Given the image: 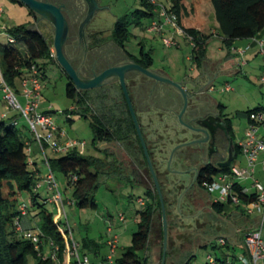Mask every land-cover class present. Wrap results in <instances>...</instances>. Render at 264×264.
<instances>
[{
  "label": "trees",
  "instance_id": "1",
  "mask_svg": "<svg viewBox=\"0 0 264 264\" xmlns=\"http://www.w3.org/2000/svg\"><path fill=\"white\" fill-rule=\"evenodd\" d=\"M139 1L144 9H137L136 11L126 13L119 18L115 23L111 35L112 40L125 51V42L129 41L131 37L128 25H140L143 19L152 18L154 13L153 11L155 7L148 0ZM185 1L186 0H170V6L178 17L179 25L188 34L193 35L196 46L192 48V59L197 68H201L206 61L207 46L213 35L208 36L198 29L191 27L185 28L182 25L181 12L183 9L187 11L184 4ZM211 1L215 10L219 34L223 37V41L230 51L237 40L253 39L264 32V0ZM18 2L22 4L20 1ZM30 13L34 15V12L31 10ZM11 35L17 39V44L12 45L0 42V55L2 56L1 67L7 84L14 89H17V82L19 81L21 68L28 67L34 62L38 64L41 74H44L45 76L43 70L44 67L40 65V61L44 62L49 60L54 62L56 58L52 56V49H54L53 40L44 36L42 33L35 31L26 25H20L12 30ZM96 40L98 41V39ZM96 40L95 42L98 43ZM126 53L134 62L144 68L150 69L153 66L151 52H146L144 46H141L140 48L139 57H134L127 51ZM233 55L230 54V56ZM63 72L66 74L64 70ZM44 76L42 75V78H44ZM67 77L69 83L66 86V94L70 99H73L76 102V108H72V110H75L84 118H90V126L94 133L93 145L98 150H101L97 147L99 143L108 144L117 142L121 144L123 149H125V151L127 150V154L129 155L134 168L132 167L129 172L125 166L124 159L120 160L117 153H110L107 149H103L101 150L103 152V157L85 155L80 154L78 151H73L67 154H60L61 156L59 157L50 158L49 161L52 170L54 173H61L66 178L69 188L73 190L72 199H74L75 204L81 208L97 207L96 192L99 189L101 178L106 175L114 174L120 178L126 179L132 186L137 185L142 187L145 190L146 198H143L145 200L144 206H141V210L135 214V221L138 224V230L132 236L131 245L121 253L119 252L115 257L114 264H150L148 249L152 239L160 240V262L158 264H161L164 245V225L161 201L124 92L122 95L116 96L115 92L117 84L115 85L113 83L104 89L78 90L70 77L68 75ZM128 89L134 108L137 110L129 86ZM109 97L115 99L113 106L109 103ZM262 108L264 107L248 110L246 112L247 117L249 113ZM157 112L155 114L159 116L160 111ZM45 114L48 113L45 112ZM6 119H9L8 124L5 122ZM138 120L140 123L141 121L139 117ZM158 124L156 130H161L163 133L167 132L166 128L168 123L164 118H158ZM140 125L161 186L166 206L168 220V247L165 264H190L191 256H189V254H191L193 246L184 250L177 248L178 245H174L172 222L181 220L180 216H182V211L179 205L181 206L182 203V205H184L183 209L187 212V217L193 218L190 213L195 212L197 200H199V198L203 200L205 197L204 192L207 191L205 183L211 182L214 177L220 173L231 172V166L225 168L205 167L199 175L197 187L191 191L192 196L196 197V201L190 203L182 198L184 189L182 185L179 186V183L175 182L172 188L169 186V179L166 176L167 171H165L170 149L167 138L166 140L163 139L165 136L162 133L160 134L161 138L159 137L160 140H151L148 138L145 129L150 125L153 127L155 126L151 123L150 125L146 124V128L144 124L140 123ZM22 136L23 134L17 126L13 125L12 118L1 117L0 264H28V255H33L37 260V264H47V262H44L41 259L38 251L35 250L33 243L21 238L13 229L14 219L20 214L19 207L15 208L17 195L20 192H28L30 194L33 208L30 209L28 206L29 216L33 219L39 220L37 226H39L47 239L55 241L62 249H64L70 245L69 233L67 229H62L59 222L53 218V214L45 209L44 205L48 202L47 198L44 199V204H41L38 201L41 198V195L33 191L36 184L39 182V171L30 169L27 141L23 139ZM149 140L154 143L153 147L149 145ZM137 143L140 155H137ZM151 148H155V150H151ZM155 151L161 154L159 159H156L154 156ZM240 152H242V150L239 144L235 143L234 160ZM140 158L143 161L142 166ZM137 166H140L141 168L143 167L147 170V178L150 185L147 184L146 179L143 178ZM137 171L142 178L139 181H137ZM72 176H76L77 178L73 184L71 182ZM235 188L239 193L240 199L244 202L254 201L257 198V194L254 192H251L249 195L242 194L243 186L240 184H236ZM4 189L8 190L7 195H5ZM207 205L210 206V210L213 214L217 215L216 219L222 221L224 225L223 227L221 226L223 229V236L219 238V240H225V245H221L222 248L230 252L231 249L240 247L241 256L250 259V253L245 243V233L249 228H247L244 221H250V219L253 218L254 221H251L256 223V219V224H258L257 217L246 215L240 206L235 207L230 202H215L213 200L210 203L208 202ZM229 206H233V209L235 210L232 214H228L225 211ZM198 213L195 215H198ZM26 220L27 218L24 220V226L27 228H33L26 224ZM179 224L180 223L178 222L174 233L176 234L178 231L179 233L186 234V237L189 239L190 233H185L181 229L185 225L183 224L181 227ZM191 226L192 225H189L188 227ZM200 231L203 232V230H197L196 228L197 233ZM196 232L193 233L197 235ZM82 245H84L85 248L91 246L93 252H95V246H100L88 241H84L81 245L79 244L81 247ZM79 251L81 255H85V252H81L80 247ZM141 252H145V254H141ZM228 252H223L222 258H216L220 264L233 263ZM232 257L235 259L238 258H236V256ZM240 257L238 258L239 260Z\"/></svg>",
  "mask_w": 264,
  "mask_h": 264
},
{
  "label": "rangeland",
  "instance_id": "2",
  "mask_svg": "<svg viewBox=\"0 0 264 264\" xmlns=\"http://www.w3.org/2000/svg\"><path fill=\"white\" fill-rule=\"evenodd\" d=\"M164 3L169 5V2L163 0ZM61 2V1H58ZM65 2V1H64ZM96 11L86 18H82L78 22L68 21L67 34L64 42V50L66 54L71 55V49L79 39H84L87 36L86 30L94 35V37H104L110 40L114 30L116 21L124 16L126 13L136 11L137 9H144L139 0H95ZM63 3V2H62ZM60 3V4H62ZM83 5L81 7H89L86 0H82ZM187 11L182 10L181 22L185 28H195L202 33L213 37L209 41L206 52V62L203 64L206 67L205 78L200 83L197 89L206 87L207 96L216 103H221L223 108L222 112L224 116L230 118L233 124L234 140L239 144L242 137L245 135L246 129L249 126V119L246 112L249 109H254L264 106V82L261 81V76L264 72V62L262 57L258 54V58L255 61L248 60L246 63H241V58L234 56L227 45L223 41V37L219 34L218 24L216 20L215 10L211 0H186L184 2ZM0 6L4 10L2 25L4 27L3 33L0 35L1 43H8L7 34H12V30L20 25H26L35 31L42 33L44 36L54 39V28L48 29L47 25L38 19L40 14L34 12V15L30 13V9L26 5L20 4L16 0H0ZM64 7H70L65 6ZM151 18L143 19L140 25L129 24L128 29L131 33L129 41L125 42L127 49L134 53H138L141 46H144L146 52H151V56L154 58L152 66L153 71L165 70L169 73L170 78L174 82H178L177 73L181 74V77H187L190 85L192 78H197L199 71L192 59V46L191 41L180 32L179 28L173 26L166 27L162 33H151L146 30ZM86 29V30H85ZM164 39H172L176 42V45L167 47L164 43ZM247 40H240L238 44L244 46ZM254 44V43H253ZM249 53V51H248ZM232 54L233 56H230ZM102 55V54H100ZM1 66L2 56L0 55ZM40 65L44 67V76L42 78L43 83V95L41 103L38 109L39 113L47 112L52 116L53 121L61 128L65 129L68 135L72 138L85 141L86 145L78 149L80 154L103 157L101 150L107 149L108 152H114L119 155L120 160L124 159V163L128 171L130 172L134 165L132 164L127 150L123 149V146L117 142L113 143H99L98 150L93 145L94 133L90 126V118H84L78 114L72 108H76V102L70 99L66 94V86L69 83L67 75L63 72L57 61H40ZM210 82V84H209ZM18 87L14 89L20 103L25 106L26 100L24 93L21 90L20 81L17 82ZM163 84V83H162ZM164 85H168L164 83ZM132 86L136 89H132L131 93L135 99V106L137 116L140 119V123L152 124L157 127L158 117L155 114V108L152 105H147V96L143 95V100L137 101V84ZM171 86V85H169ZM230 86L231 91H225V87ZM147 85H145V88ZM172 87V86H171ZM212 88V89H211ZM190 90V89H189ZM123 89L120 82L116 86L115 95H122ZM115 99L109 97V103L113 106ZM6 103L3 99V91L0 84V116L4 112ZM149 108V109H148ZM8 112V111H6ZM8 118H17V128L22 130L23 139H31L30 147L37 149V157L35 160L38 163V168L41 172L39 182L42 184L41 188L35 193H39L41 198L39 203L44 204V199L47 197H53V192L46 188L44 179L48 174V168L44 162V155L39 150L38 144L34 140L33 133L29 130L27 120L21 116L19 109L11 110ZM1 120V117H0ZM149 121V122H148ZM5 122L8 124L9 119ZM162 123V122H161ZM144 128V129H145ZM168 131V127L166 128ZM146 130V129H145ZM41 134L43 131L39 128ZM166 138L168 140V134ZM156 140H160V136L157 135ZM160 137V138H159ZM150 141V140H149ZM169 141V140H168ZM150 146H154L153 142H148ZM169 146V145H168ZM155 150V148H151ZM137 155L139 154V148L137 143ZM46 154L49 158H55L61 156L55 154L50 148H47ZM140 155V154H139ZM32 155L28 157L30 162V169L33 170L31 164ZM33 158V159H34ZM141 159V158H140ZM128 165V166H127ZM233 165H238L240 168L246 167V161L244 155L240 152ZM169 171L168 179L172 183L177 179H184L185 174L170 173L171 169L167 167ZM164 171V168H163ZM166 171V169H165ZM59 190L61 191L63 198H73V190L69 188L66 178L59 172H55ZM39 176V174H38ZM169 181V186L171 182ZM5 195L8 194V190L4 189ZM205 197L199 198L196 202L195 212L190 213L193 218L187 217V212L183 209L182 203L181 213L179 221L172 222L173 230L176 231L178 222L185 233H190V237H186V234L179 233L174 235V245H178L179 249H189L192 246L190 257V264H207L209 255L215 258H222L225 250L220 244L219 238L223 236V223L216 219L217 215L213 214L208 206V201H213L217 198L216 193L204 192ZM146 198L145 190L137 185L132 186L126 179L120 178L117 175L110 174L101 178L100 186L96 192L97 207L96 208H81L78 205L65 206V212L68 217V222L72 226L75 240L81 245L84 241L92 242L102 246L103 250H107L109 253V247L105 244L111 234L108 233V228L113 229V233L119 235V250L116 252V256L124 251L131 245L132 236L138 230V224L135 221V214L141 210V206L138 203V199ZM15 200V208H18L22 202H25L30 209H32V199L28 192H20ZM45 209L53 214V218L59 222L62 229H66L67 220L62 206L59 202L50 203L47 202L44 205ZM209 210V211H208ZM179 211V210H178ZM199 212V213H198ZM124 213L125 221L120 220V214ZM198 215H195L197 214ZM202 213V214H201ZM197 216V217H195ZM195 217V218H194ZM33 220V219H32ZM37 225L38 219L33 220ZM36 225H34L36 227ZM192 225L191 227H188ZM220 226V227H219ZM197 230H203V232H196ZM193 232H196L195 235ZM192 234V235H191ZM191 239V240H190ZM160 240L152 239V242L148 249V255L150 257V264H158L160 262ZM81 252H85L90 258H95L96 255L92 251V247L87 248L80 246ZM145 254V252H141ZM230 258L233 260L231 264H242L238 258L241 256V248L235 247L228 252ZM188 256V257H189ZM232 256H236L237 259ZM28 264H37V260L33 255H28ZM152 261V263H151Z\"/></svg>",
  "mask_w": 264,
  "mask_h": 264
},
{
  "label": "built area",
  "instance_id": "3",
  "mask_svg": "<svg viewBox=\"0 0 264 264\" xmlns=\"http://www.w3.org/2000/svg\"><path fill=\"white\" fill-rule=\"evenodd\" d=\"M155 8L149 25L146 30L151 33H162L166 27L173 26L179 28L180 32L184 34L190 41L191 46H196L193 35L188 34L178 23V17L170 6L169 2L165 4L163 0H148ZM4 10L0 6V35L6 33L2 25ZM8 44L16 45L17 39L10 33L7 34ZM257 46V53L262 57L264 62V32L253 38ZM167 47L176 45L172 39H164ZM250 46H233L231 53L234 56L241 58V63H246V58ZM52 56L55 57V50L52 49ZM19 77L21 90L24 93L26 105L23 106L13 87L7 84L2 67L0 65V84L3 91V99L6 103V109L21 111V116L27 120L28 128L34 135V140L38 144L39 150L44 155V162L48 168V174L44 179L46 188L52 191L53 197H47L50 203L59 202L67 220V231L69 233L70 245L62 249L59 244L51 239H47L39 226L27 228L24 226L25 218L29 216V207L25 202L19 206L20 214L14 219L13 229L23 239L29 240L33 243L35 250L38 251L41 259L47 264H114L116 252L119 249V235L113 233L111 227L108 228V233L111 236L107 240L109 247L108 255L100 262H92L89 256L81 255L79 251V243L75 240L72 226L68 222V217L65 212V206L74 205L75 200L71 198L64 199L59 190L57 178L51 168L49 157L46 154L47 148H50L55 154H67L69 152L78 151L86 145L85 141L77 138H72L68 135L65 129L59 127L52 119L50 114L39 113L38 109L43 95V83L41 70L37 63L32 62L28 67L20 69ZM261 81L264 82V72L261 76ZM231 90L230 86L225 87V91ZM2 118H8L9 115L5 111L1 114ZM249 126L245 132L243 139H241L239 146L244 155L247 167L240 168L237 165L231 166V172L220 173L214 179L205 183L207 191L211 194L216 193L218 196L213 199L215 202H230L233 206H240L246 215L256 216L258 219L257 226L245 233V243L250 253V259L241 256L240 260L243 264H264V184L254 178L257 164L261 163L262 171L264 173V108L249 113ZM13 125H18V119L12 118ZM39 128L43 131L40 133ZM27 153L32 154L30 143H27ZM32 164V163H31ZM72 184L77 180L76 176H72ZM252 181L251 187L242 185L243 182ZM243 186L242 194L249 195L251 190L257 194L254 201L244 202L240 199L235 185ZM42 184L38 182L35 186L36 190L41 188ZM138 203L144 206L145 200L140 197ZM30 217V216H29ZM120 220L125 221L124 213L120 214ZM220 244L225 245V240L220 239ZM63 257V258H62ZM70 258L71 261H65L64 258ZM207 264H220L218 260L209 255Z\"/></svg>",
  "mask_w": 264,
  "mask_h": 264
},
{
  "label": "flooded vegetation",
  "instance_id": "4",
  "mask_svg": "<svg viewBox=\"0 0 264 264\" xmlns=\"http://www.w3.org/2000/svg\"><path fill=\"white\" fill-rule=\"evenodd\" d=\"M41 1L57 4L61 6L62 9L64 5L70 6L75 13H78L81 9V5H83L82 0ZM86 1L89 6L87 7L89 9L88 14L91 15L96 11V2L94 3L95 0ZM114 65L116 64L113 63L110 65L104 59L98 58L92 65H89L87 69L91 71L92 77H94L96 74H100ZM134 71L137 72L136 70ZM111 78L114 80L117 77L113 76ZM138 85L140 88L145 87L143 82H139ZM108 86L109 84H106L101 88H94V90L104 89ZM163 87L162 101L164 105L162 106V111L159 112V116L156 115V117L164 118L168 123L167 134L169 135L168 145L170 149L166 163V176H169L167 164L170 155L173 150L176 149L174 151L170 173L178 175L176 171L179 170L185 172V175L184 179H177L173 181V183L172 180L169 181L171 182V186H173L175 182H178L179 186L182 185L184 187L182 198L192 203L196 201V197L192 196L191 191L197 187L199 175L205 167L225 168L221 167V165L227 161L231 148L233 151V160L230 166L233 165L235 154L233 125L229 117L224 116L222 111L216 109L212 100L207 96L206 91L198 92L196 90V94L189 99L188 107L182 114L185 103L181 94L174 89L168 88L169 86L167 85L163 84ZM154 90H156V95L159 97L160 89L155 88ZM205 125L210 127L209 131L206 129ZM141 179L137 171V181Z\"/></svg>",
  "mask_w": 264,
  "mask_h": 264
},
{
  "label": "crops",
  "instance_id": "5",
  "mask_svg": "<svg viewBox=\"0 0 264 264\" xmlns=\"http://www.w3.org/2000/svg\"><path fill=\"white\" fill-rule=\"evenodd\" d=\"M63 11H64V14H65L67 23H68V21L78 22L82 18H86L87 14L89 13V9L87 7H81V9H80V11L78 13H75L73 11V9L70 8V7H64ZM88 16H89V14H88ZM38 19H41L45 23V25H47L48 29L54 28V22H53V19H52V17L50 15H44V14L42 15V14H40V17ZM86 33H87L86 38L79 39L77 42H75V45L71 49V55L66 54L67 57L70 59V61L75 66V68L79 71L81 76L83 78H85V79H88V78L92 77V73H91V71H89L87 69V67L89 65H92V63L98 58L99 59L100 58L104 59L110 65L113 64V63H115L116 65L117 64L119 65V63L121 64V63H126V62H132L133 61V59H131V57L128 56L126 51L130 55H132L134 57L135 56L139 57V55H140V50H139V52L137 54L132 52L131 50L127 49V47H126V51L123 50L121 47H119L112 40V38H110V40H108V39H105L104 37H98V38L97 37H93L94 35L92 33L88 32L87 30H86ZM96 39H98V41ZM95 40L98 43H96ZM239 41L240 40H237L234 43V46L235 45L236 46H241L242 44H238ZM243 45H244V47L248 46V45L250 46V50H249V53L247 55V59L255 61L258 58L257 57L258 53H257V46H256V43L254 42V40L253 39H249ZM100 54H102V55H100ZM153 63H154V58H153ZM150 69H152V67ZM198 71H199L198 77L197 78H192V80H191V82L193 83V86L190 85L189 81H187L188 80L187 77H185V78L181 77V74H179V73L176 74V75H178V80H176V81H178L179 83L186 84V88L190 89L191 91H196V90L198 92L199 91H206L207 85H204L202 88L197 89V87L200 86V83L203 80V78L206 77L205 76L206 73H204L206 71V67H204L202 65L201 68H198ZM154 72L156 74H158V75L170 78L169 73L165 72V70H161V69L159 70L158 69V70H155ZM126 78H127L128 86L130 87L131 91L134 88L132 86V84H134L136 82H137V85H138L139 82H143L145 85H147L146 88L145 87L144 88H140L139 85L137 86V101L140 100V99L143 100V98H144L143 95L145 94L147 96L146 104L148 106L152 105L156 109L155 113L157 111H161L162 110V106L164 105V103L162 101V98H163L162 89H164V87H163L164 83L163 82H160L158 80L150 78V77L144 75L143 73H141L139 71L135 72L134 70L128 71ZM118 83H119V79L118 78L113 80V84L116 85ZM209 84H210V82H209ZM167 86H169V85H167ZM155 88L156 89H160L159 97L156 95V92H155L156 90H154ZM168 88L176 90L175 88H173L171 86H169ZM231 90H232V88H231ZM231 90H229V91H231ZM132 97H133V100H134V103H135V99H134L133 94H132ZM212 102H213L214 106L216 107V109H218L219 111H222V104L221 103L218 104L215 101H212ZM262 107H264V106H262ZM4 110L7 111L6 107H5ZM10 111L11 110H9L7 112L8 115H9V113H12ZM20 131H22V130H20ZM162 133L163 132L161 130H156V127H153L151 125L146 128V134H147L148 138H150L151 140L157 138L156 136L157 135L160 136V134H162ZM163 134L165 136V137H163V139L166 140V133H163ZM243 137H242V139H243ZM26 141H27V143L31 144V139H27ZM37 149L33 148V150H32V154L31 155L33 156V158H34V156H35V158L37 157ZM154 156L156 157V159H159L161 154L159 152L155 151L154 152ZM33 158L31 159V163H32L33 169L39 171V177H40L41 172H40V170L38 168V163L35 160V158L34 159ZM244 159H245V157H244ZM140 161H141L140 163H141V166H142L143 165V163H142L143 161L141 159H140ZM245 161H246V159H245ZM246 167H247V162H246ZM246 167H243V168H246ZM137 168L139 169V171L142 174L143 178L146 179L147 184L150 185V182H149V180L147 178V175H148L147 170L145 168H143V167L141 168L140 166H137ZM161 170H162V168H161ZM254 178L260 180L264 184V173L262 171V165H261L260 161H259V163L256 166V171H255V174H254ZM251 184H252L251 180H248V181L242 183V185L248 186V187H251ZM251 191L253 192V190H251ZM208 202L210 203L211 201H208ZM225 211L228 214H232L235 210L233 209V206H229V207L226 208ZM32 219L33 218L31 216L28 217L27 220H26V224L28 226L30 225V227H35L34 225H36V224H34L33 220H36V219H33V220ZM221 219H223V218H221ZM251 220H253V218H251L250 221H244L245 225H247V228H249L248 231L250 229H252V228L254 229L257 226L256 219H255L256 223H253ZM105 245L108 247L107 243ZM94 251H95L94 253H95L96 257L94 259L90 258L92 260V262H94V263L100 262L102 259H104L108 255L107 250H103L102 246H99V247L95 246L94 247ZM85 255H87V254L85 253ZM64 259H65V261H71V259L68 258V257H66Z\"/></svg>",
  "mask_w": 264,
  "mask_h": 264
},
{
  "label": "water",
  "instance_id": "6",
  "mask_svg": "<svg viewBox=\"0 0 264 264\" xmlns=\"http://www.w3.org/2000/svg\"><path fill=\"white\" fill-rule=\"evenodd\" d=\"M20 1L23 5H26L31 11L33 12H38L39 14H44V15H50L53 19L54 22V39H53V47L55 50V58L58 63V65L61 67L62 70L66 72V74L70 77V79L74 82L76 88L78 90H89V89H94V88H101L106 84H112L113 79L111 77L116 76L119 79V82L121 84V87L123 89L126 101L128 103L129 110L131 112L133 121L135 123L136 129L138 136L140 138L142 147L144 149L146 159L148 162V166L150 169V172L152 174L154 183L156 185V189L158 191L160 201H161V206H162V215H163V225H164V245H163V255H162V262L161 264L166 263V255H167V247H168V220H167V214H166V206L164 202V197L163 193L161 190V186L156 174V171L154 169L152 160L150 158L146 141L141 129V125L139 123L138 117L136 110L134 108V104L131 98V95L129 93L128 89V83H127V72L130 70H136L144 75L153 78L155 80H158L160 82L166 83L168 85H171L173 88H175L183 97L184 99V109L182 111V114L185 112L186 108L188 107V102L189 99L196 94L197 91H191L186 88V84L179 83V82H174L172 79L161 76L156 74L153 70L147 69L139 65L138 63L132 61V62H126V63H121L119 65H114L100 74H96L94 77L90 79H85L81 77L79 71L75 68L73 63L70 61V59L67 57L65 50H64V42L66 39V34H67V20L65 17V14L63 12V9L61 6L51 3V2H46V1H41V0H18ZM181 118V115H180ZM206 129L209 131L210 127L206 126ZM184 146V145H183ZM170 155L167 167L171 168V163L174 158V151ZM229 157L225 163L221 165V167H228L231 165V162L233 160V151L232 148L229 151ZM177 174H185V172L176 171Z\"/></svg>",
  "mask_w": 264,
  "mask_h": 264
}]
</instances>
